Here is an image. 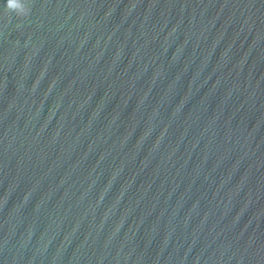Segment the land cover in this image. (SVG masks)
<instances>
[{"label": "water", "instance_id": "1", "mask_svg": "<svg viewBox=\"0 0 264 264\" xmlns=\"http://www.w3.org/2000/svg\"><path fill=\"white\" fill-rule=\"evenodd\" d=\"M0 0V264H264V0Z\"/></svg>", "mask_w": 264, "mask_h": 264}, {"label": "clouds", "instance_id": "2", "mask_svg": "<svg viewBox=\"0 0 264 264\" xmlns=\"http://www.w3.org/2000/svg\"><path fill=\"white\" fill-rule=\"evenodd\" d=\"M5 11L7 13H15L17 16H27L30 7L27 0H6Z\"/></svg>", "mask_w": 264, "mask_h": 264}]
</instances>
